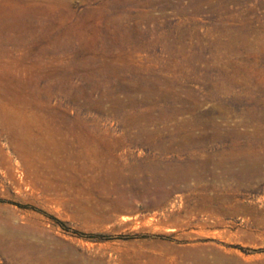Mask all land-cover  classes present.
<instances>
[{"label": "rangeland", "instance_id": "1", "mask_svg": "<svg viewBox=\"0 0 264 264\" xmlns=\"http://www.w3.org/2000/svg\"><path fill=\"white\" fill-rule=\"evenodd\" d=\"M0 264H264V0H0Z\"/></svg>", "mask_w": 264, "mask_h": 264}]
</instances>
